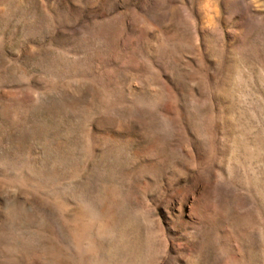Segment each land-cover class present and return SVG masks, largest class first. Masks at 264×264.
<instances>
[{"label": "rangeland", "instance_id": "1", "mask_svg": "<svg viewBox=\"0 0 264 264\" xmlns=\"http://www.w3.org/2000/svg\"><path fill=\"white\" fill-rule=\"evenodd\" d=\"M0 264H264V0H0Z\"/></svg>", "mask_w": 264, "mask_h": 264}]
</instances>
